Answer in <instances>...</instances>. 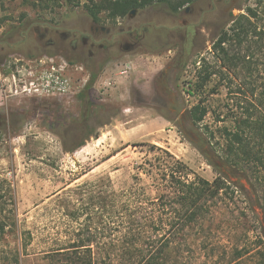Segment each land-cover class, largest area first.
<instances>
[{
	"label": "rangeland",
	"instance_id": "obj_1",
	"mask_svg": "<svg viewBox=\"0 0 264 264\" xmlns=\"http://www.w3.org/2000/svg\"><path fill=\"white\" fill-rule=\"evenodd\" d=\"M38 1L0 0L4 21L0 26V63L27 67L67 63L74 76L83 67L86 85L91 72L78 61L66 60L56 49L45 48L39 33L46 26L60 32L79 27L81 19L88 20L82 6L88 0H48L47 7L46 3L33 7ZM190 6L194 15L185 13L184 7L172 17L165 4L155 3L138 9L133 17L114 19L106 13L101 17L104 25L120 22L124 27L141 21L146 14L154 25L165 28H178L183 19L198 23L194 47L187 49L177 76L178 102L174 94L169 102L171 109H178V117L162 107L154 78L177 53L182 39H176V48L160 54L151 53L150 48L162 47H154L156 41L151 40L150 47L132 52L117 47L115 57H101L92 69L98 77L84 92L88 98L81 97L85 85L66 95L0 96V218L7 214L4 231L0 224V264L65 263L66 255L52 254L51 249L76 239L74 229L90 225L95 231L102 224L98 208L90 205L84 213L89 207L85 194L80 200L79 190L65 193L63 187L76 177L80 178L68 187L74 189L78 183L109 175L117 190L128 188L136 165L145 157L147 146L143 143L168 149L210 181L218 175L210 160L217 162L237 189L220 200L212 239L195 245L193 264H264V179L239 171L220 157L226 145L224 126L233 124L235 113L231 108L235 98L232 100L228 89L241 88V100L250 98L254 87L261 89L264 53L253 48L254 54L247 57L250 70L239 68L235 77L231 73L214 76L203 85L199 74L205 66L217 63L214 41L236 15H251L254 10L252 21L257 31H264V0H196ZM169 86L172 88L171 82ZM202 107L207 108V114L194 122L193 111ZM86 116H90L88 124ZM94 130L98 137L89 136ZM83 141L85 145L73 154L65 152L63 144L75 147ZM70 211L79 217L69 216ZM22 238L28 243L26 251H21Z\"/></svg>",
	"mask_w": 264,
	"mask_h": 264
},
{
	"label": "trees",
	"instance_id": "obj_2",
	"mask_svg": "<svg viewBox=\"0 0 264 264\" xmlns=\"http://www.w3.org/2000/svg\"><path fill=\"white\" fill-rule=\"evenodd\" d=\"M194 1L88 0L82 6L88 16L101 20L103 13L115 19L127 16L132 9L155 3L179 11ZM43 3L46 7L49 4L48 0H39L32 6ZM250 12L251 15H236L214 41L217 63L200 71L203 85L214 76L224 77L226 74L227 77L231 73L235 77L240 69L249 71L251 66L247 57L253 55L255 49L264 53V31H257L252 21L256 12ZM3 22L0 18V26ZM97 77L98 73L91 71L81 97L88 98L84 92L92 88ZM260 88L254 87L250 98L246 96L241 100L238 93L242 89L237 87V91L229 87V95L234 96L232 100L235 98L231 104V108H235L234 121L232 125L224 126L222 135L226 145L220 157L229 166L264 179V86ZM238 109L240 112L236 111ZM206 114L207 108L202 107L193 111L191 116L194 122H200ZM85 119L88 124L90 116ZM89 136L98 137V133L94 130ZM63 145L66 153L73 154L85 145V141L75 147ZM143 145L147 146L145 157L136 165L137 172L128 188L117 190L109 175L78 183L74 189L68 187L80 178L76 177L63 187L65 193L79 190L80 200L84 199V194L87 196L89 207L84 213H88L90 205L98 208L96 214L102 227H96L95 231L90 225L74 229L76 239L55 245L52 254L66 255V262L62 264H193L195 245L202 244L204 239H212L220 200L237 190L219 163L210 160L218 173L210 181L168 149L153 143ZM79 215L76 211L69 212L73 218ZM6 219L7 214L0 218L3 231ZM22 240L21 251H26L28 243Z\"/></svg>",
	"mask_w": 264,
	"mask_h": 264
},
{
	"label": "flooded vegetation",
	"instance_id": "obj_3",
	"mask_svg": "<svg viewBox=\"0 0 264 264\" xmlns=\"http://www.w3.org/2000/svg\"><path fill=\"white\" fill-rule=\"evenodd\" d=\"M186 6H184L185 8L183 7L184 12L194 15L195 10L190 4ZM169 10L172 17L178 12L170 8ZM146 15L141 21L134 24L131 23L127 27H124L120 22L114 26L104 25L101 20H95L88 16V20L81 19L79 27L69 31L60 32L58 28L52 29L46 26L44 31L39 33V40L44 41L45 48L52 47L56 49L66 60L78 61L82 63L85 69L91 72L101 57L104 56L109 59L115 57L117 47L127 52H132L137 48L149 46L152 42L151 40H154L156 41L154 47L160 45L162 47L150 48V51L154 54H160L166 50L176 48V39H182V45L178 47L177 53L170 58L167 65L154 78L155 91L163 101L162 107L172 112V117H178V109H171L169 102L172 99V94L175 95L178 102L177 76L182 62L187 57V49L191 51L194 47L198 23L183 19L182 26L165 28L154 25L151 16ZM36 31L39 32L38 27H36ZM149 31L152 33H149ZM50 33H52L51 36H49ZM119 38L124 41L120 42ZM169 80L172 88L169 86ZM159 84L162 85L160 88L163 91L160 90Z\"/></svg>",
	"mask_w": 264,
	"mask_h": 264
},
{
	"label": "built area",
	"instance_id": "obj_4",
	"mask_svg": "<svg viewBox=\"0 0 264 264\" xmlns=\"http://www.w3.org/2000/svg\"><path fill=\"white\" fill-rule=\"evenodd\" d=\"M69 65L61 67L45 63L34 66H19L17 63H0V96H57L81 91L86 82V74L77 71L70 74ZM77 69V68H76Z\"/></svg>",
	"mask_w": 264,
	"mask_h": 264
},
{
	"label": "water",
	"instance_id": "obj_5",
	"mask_svg": "<svg viewBox=\"0 0 264 264\" xmlns=\"http://www.w3.org/2000/svg\"><path fill=\"white\" fill-rule=\"evenodd\" d=\"M137 9H132L130 12H129V15L132 17L133 15H135Z\"/></svg>",
	"mask_w": 264,
	"mask_h": 264
}]
</instances>
